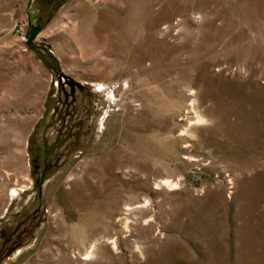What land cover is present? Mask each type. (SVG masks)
Segmentation results:
<instances>
[{"label":"rangeland","instance_id":"obj_1","mask_svg":"<svg viewBox=\"0 0 264 264\" xmlns=\"http://www.w3.org/2000/svg\"><path fill=\"white\" fill-rule=\"evenodd\" d=\"M1 229L0 264H264V0H0Z\"/></svg>","mask_w":264,"mask_h":264},{"label":"trees","instance_id":"obj_2","mask_svg":"<svg viewBox=\"0 0 264 264\" xmlns=\"http://www.w3.org/2000/svg\"><path fill=\"white\" fill-rule=\"evenodd\" d=\"M40 30H41L40 24L37 26H30L29 30L27 32V40H28L27 42L33 41V39L40 32ZM7 233H10V234L6 235ZM13 234H14V232H8L5 229L0 230V241H1V238H3V236H4L3 242H0V246H1L0 257L3 256L2 255L3 251H6V250L11 251L15 248L16 244H14V243L12 244V242H9Z\"/></svg>","mask_w":264,"mask_h":264},{"label":"bare ground","instance_id":"obj_3","mask_svg":"<svg viewBox=\"0 0 264 264\" xmlns=\"http://www.w3.org/2000/svg\"><path fill=\"white\" fill-rule=\"evenodd\" d=\"M197 120H198V121L202 120V118H201V116H200V115H198V118H197ZM168 184H169V185H172L171 181H168ZM89 254H90V253H89Z\"/></svg>","mask_w":264,"mask_h":264}]
</instances>
